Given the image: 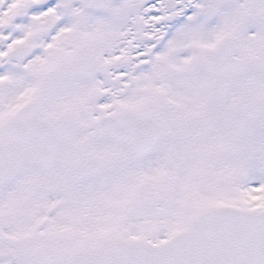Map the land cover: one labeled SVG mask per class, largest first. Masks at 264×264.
<instances>
[{"label": "snow or ice", "instance_id": "snow-or-ice-1", "mask_svg": "<svg viewBox=\"0 0 264 264\" xmlns=\"http://www.w3.org/2000/svg\"><path fill=\"white\" fill-rule=\"evenodd\" d=\"M0 264H264V0H0Z\"/></svg>", "mask_w": 264, "mask_h": 264}]
</instances>
